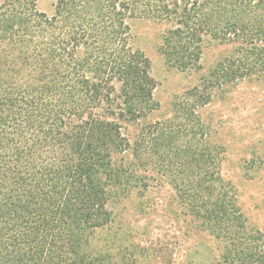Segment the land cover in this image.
Returning a JSON list of instances; mask_svg holds the SVG:
<instances>
[{"label":"trees","instance_id":"obj_1","mask_svg":"<svg viewBox=\"0 0 264 264\" xmlns=\"http://www.w3.org/2000/svg\"><path fill=\"white\" fill-rule=\"evenodd\" d=\"M0 0V264H138L99 239L112 198L144 189L133 165L161 169L202 228L225 241V258L264 264L222 157L195 108L214 88L264 79V0ZM165 25L160 51L179 70L200 68L206 39L235 44L175 103L170 119L143 126L133 162L124 123L157 107L150 60L132 23ZM125 190V191H124Z\"/></svg>","mask_w":264,"mask_h":264},{"label":"rangeland","instance_id":"obj_2","mask_svg":"<svg viewBox=\"0 0 264 264\" xmlns=\"http://www.w3.org/2000/svg\"><path fill=\"white\" fill-rule=\"evenodd\" d=\"M37 6L48 14L53 11L52 0H39ZM164 29L154 19L132 23V43L150 60L157 107L145 117L123 124L130 147L112 155L116 164L132 163L131 147L140 129L172 118L175 103L186 90L199 84L235 48L233 43L208 38L200 68L182 71L168 65L160 51ZM195 111L206 127L209 143L220 150L221 176L236 193L247 229L258 231V243L264 247V79H243L214 88L211 100ZM133 168L146 186L126 195L121 190L111 199L114 221L99 233V239L128 246L127 254L131 250L138 264H238L232 257L225 258V241L201 227L161 169L153 164Z\"/></svg>","mask_w":264,"mask_h":264}]
</instances>
